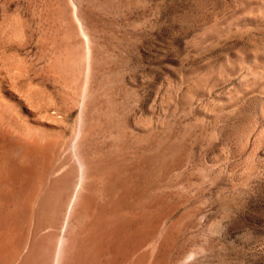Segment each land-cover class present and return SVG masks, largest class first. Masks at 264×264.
<instances>
[{
  "label": "rangeland",
  "instance_id": "obj_1",
  "mask_svg": "<svg viewBox=\"0 0 264 264\" xmlns=\"http://www.w3.org/2000/svg\"><path fill=\"white\" fill-rule=\"evenodd\" d=\"M0 105V264H264V0H0Z\"/></svg>",
  "mask_w": 264,
  "mask_h": 264
},
{
  "label": "bare ground",
  "instance_id": "obj_2",
  "mask_svg": "<svg viewBox=\"0 0 264 264\" xmlns=\"http://www.w3.org/2000/svg\"><path fill=\"white\" fill-rule=\"evenodd\" d=\"M58 60V59H57ZM55 58L52 61V63L49 66V69L54 73V74H61L63 71H61L62 67L60 68V65L58 64ZM29 96V95H28ZM84 99V98H83ZM90 101H88L89 103ZM88 105V104H87ZM9 112L10 110L7 109ZM6 110L5 106H1L0 105V124L2 125V127L7 130V131H13L16 135V137H20L21 140L28 142H34V141H39L41 143H43L45 146H49L50 144L52 145L55 141L48 136L47 134H45L43 132V130H39L38 128L35 130H30L27 129L23 124H18L19 122L15 121L13 118V116L11 117L8 114V111ZM88 110V109H87ZM86 115V114H85ZM90 118V117H89ZM85 119V118H84ZM82 120V119H81ZM84 122V121H83ZM85 124V123H84ZM23 125V126H22ZM81 125V123H80ZM84 126V125H83ZM82 126V127H83ZM81 127V126H80ZM81 127V128H82ZM93 127V126H92ZM32 128V127H31ZM92 129V128H91ZM90 130V129H89ZM88 130V131H89ZM83 131V130H82ZM84 132V131H83ZM82 133V132H81ZM89 133V132H88ZM81 137V135H80ZM88 138V137H87ZM89 140V139H88ZM93 140V139H92ZM36 143V142H35ZM40 143V144H41ZM92 143V142H91ZM30 144V143H29ZM33 144V143H32ZM42 144V145H43ZM81 144V143H79ZM85 144V143H83ZM81 144V145H83ZM91 145V144H90ZM63 146V145H62ZM77 148H80V145H76ZM75 144L74 147L76 148ZM73 147V146H72ZM83 147V146H81ZM91 147V146H90ZM70 148V147H69ZM14 149V148H13ZM83 149V148H82ZM7 150V149H6ZM75 151V149H73V152ZM77 151V150H76ZM76 153V152H75ZM93 153V152H92ZM58 154V153H57ZM95 154V153H94ZM77 155V154H76ZM75 157V166L73 169L69 170V172H65L63 173L61 176H59L57 179L59 181L58 185H59V196H58V204L59 206L63 205V203L61 202V196H66L67 193H69V190H71V188L73 187V192H72V197L70 198L69 202H72V200L76 197V192L78 189H81V186H83V183L86 182L84 180L86 179H90L92 174L95 173V168H96V161L94 159V157L91 154L90 148L88 144H85L84 149L81 151V153H79V155ZM143 157V156H142ZM70 160V159H69ZM60 161V159H59ZM62 161V160H61ZM58 162V161H57ZM74 163V162H73ZM63 161L61 164L58 165H62ZM57 164H55L56 166ZM72 166V165H71ZM59 167V166H58ZM99 167V166H98ZM57 168V167H55ZM101 168V167H100ZM25 170V169H24ZM27 171V170H26ZM107 171V170H106ZM19 173V172H18ZM61 173V172H60ZM40 175V174H39ZM36 177V176H35ZM30 179V178H29ZM40 179V178H39ZM19 181V180H18ZM17 181V182H18ZM57 181V182H58ZM84 181V182H83ZM94 181V179H93ZM56 182V184H57ZM57 185V186H58ZM9 187V186H8ZM33 187V186H32ZM105 187V186H104ZM16 188V187H15ZM25 190V189H24ZM81 191V190H78ZM83 191V190H82ZM86 191V189H85ZM20 192V190H19ZM71 192V191H70ZM105 192V191H104ZM86 193L83 191V194ZM97 193V192H96ZM107 194V193H106ZM82 195V194H81ZM85 196V195H84ZM24 197V196H22ZM79 197V196H78ZM10 199V198H9ZM93 199V198H92ZM14 200V199H13ZM85 200V199H84ZM83 200V201H84ZM74 201V200H73ZM80 201V200H79ZM56 202V203H57ZM64 202V201H63ZM15 203V202H14ZM13 204V202H12ZM7 205V203H6ZM53 206V205H52ZM76 206V205H75ZM74 206V208H75ZM27 207V206H26ZM66 207V206H65ZM68 207V206H67ZM68 209V208H67ZM69 209H70V205H69ZM68 209V210H69ZM72 209V208H71ZM67 210V212H68ZM79 210V209H78ZM85 211V210H83ZM82 212V211H80ZM60 213V212H59ZM78 212H75V214H77ZM69 214H71V210H69ZM64 215V214H63ZM74 215V214H73ZM70 216V215H69ZM78 216V215H77ZM86 218V217H85ZM67 219V218H65ZM72 219V218H71ZM90 220V219H89ZM88 220V221H89ZM92 220V219H91ZM5 221V220H4ZM13 225V224H12ZM9 237V236H8ZM74 238V237H73ZM72 239V238H71ZM73 245V244H72ZM4 259V258H3Z\"/></svg>",
  "mask_w": 264,
  "mask_h": 264
}]
</instances>
